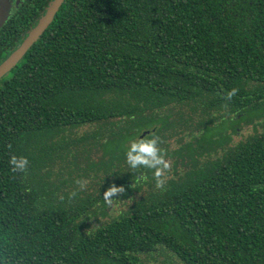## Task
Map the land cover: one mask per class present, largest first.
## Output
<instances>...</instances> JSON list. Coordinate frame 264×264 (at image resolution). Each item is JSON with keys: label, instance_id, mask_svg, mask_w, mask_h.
Here are the masks:
<instances>
[{"label": "trees", "instance_id": "obj_1", "mask_svg": "<svg viewBox=\"0 0 264 264\" xmlns=\"http://www.w3.org/2000/svg\"><path fill=\"white\" fill-rule=\"evenodd\" d=\"M0 264H264V0H63L0 78Z\"/></svg>", "mask_w": 264, "mask_h": 264}, {"label": "water", "instance_id": "obj_2", "mask_svg": "<svg viewBox=\"0 0 264 264\" xmlns=\"http://www.w3.org/2000/svg\"><path fill=\"white\" fill-rule=\"evenodd\" d=\"M63 0H51L45 11L37 21V23L30 29L23 40L14 48L9 55L0 62V78L5 75L15 64L23 57L27 49L34 43V41L45 30L51 19L55 15ZM10 7V0H0V27L5 23L8 17V10ZM148 131H144L141 135L144 136Z\"/></svg>", "mask_w": 264, "mask_h": 264}, {"label": "clouds", "instance_id": "obj_3", "mask_svg": "<svg viewBox=\"0 0 264 264\" xmlns=\"http://www.w3.org/2000/svg\"><path fill=\"white\" fill-rule=\"evenodd\" d=\"M231 95V93H230ZM156 148V140H141L139 143H132L130 145L129 151L127 153V157L129 163L132 167H135L138 164L148 165L149 167H153L155 165H163L165 168L168 167L166 162L163 160L161 156L157 155ZM135 153V155H133ZM151 157V161L148 159ZM28 159L26 157H16L12 156L9 159V164L11 165L14 171H25L28 167ZM156 175L161 174L160 169L156 170ZM116 189H110L105 193V196L112 195Z\"/></svg>", "mask_w": 264, "mask_h": 264}, {"label": "rangeland", "instance_id": "obj_4", "mask_svg": "<svg viewBox=\"0 0 264 264\" xmlns=\"http://www.w3.org/2000/svg\"><path fill=\"white\" fill-rule=\"evenodd\" d=\"M247 131V130H245ZM120 207L117 205H112V207L110 208V214L109 215H115L119 212Z\"/></svg>", "mask_w": 264, "mask_h": 264}]
</instances>
